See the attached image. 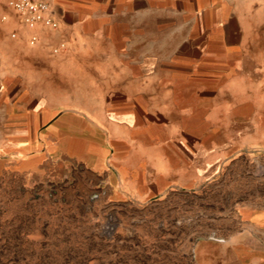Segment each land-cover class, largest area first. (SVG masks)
Instances as JSON below:
<instances>
[{
    "label": "rangeland",
    "instance_id": "1",
    "mask_svg": "<svg viewBox=\"0 0 264 264\" xmlns=\"http://www.w3.org/2000/svg\"><path fill=\"white\" fill-rule=\"evenodd\" d=\"M110 3L105 0L103 16ZM215 4L221 7L202 13L214 22L227 21L229 45L264 61V0H159L158 8L145 4L142 14L149 30L152 13L158 14L166 43L174 32L181 36L193 29L191 11ZM5 16L1 12L4 29ZM20 46L38 44H31V37L23 40L15 29L0 33V62L6 64L1 76L31 72L12 66ZM84 73L79 71L78 105L105 120L107 104L97 97L108 87L87 84ZM247 80L225 84L223 94L209 103L203 140L178 133L180 117H171L172 124L163 114L157 119L156 141L190 142L207 163L204 168L192 156L193 182L161 197L121 196L112 173L66 152L31 171L0 167V264H264V226L251 220V213L264 212V145H255L264 140V116L255 120L260 133L251 134ZM258 104L264 110V101Z\"/></svg>",
    "mask_w": 264,
    "mask_h": 264
},
{
    "label": "crops",
    "instance_id": "2",
    "mask_svg": "<svg viewBox=\"0 0 264 264\" xmlns=\"http://www.w3.org/2000/svg\"><path fill=\"white\" fill-rule=\"evenodd\" d=\"M5 1L0 14L9 19L0 33L15 29L23 40L37 35L39 42L18 47L19 60L12 63L31 72L0 74V167L31 171L51 155L66 152L112 173L121 196L161 197L185 181L193 182L192 156L199 163L205 158L190 142L156 141L157 119L163 114L172 124L171 117H180L178 133L198 134L203 140L212 112L209 103L236 78L244 83L251 79V134L260 133L255 120L264 116L258 104L264 101V61L252 54L245 57L240 45H229L224 18L214 22L202 13L221 4L191 11L193 29L181 36L174 32L162 43L158 14L151 15V30L142 14L145 4L158 8L159 0H111L105 16V0H53L57 30L23 27ZM63 42L67 50L53 54ZM5 65L0 62V70ZM80 70L90 80L87 84L108 87L97 97L107 104L105 120L78 105ZM261 144L264 140L255 145ZM251 220L264 226V212L251 213Z\"/></svg>",
    "mask_w": 264,
    "mask_h": 264
},
{
    "label": "built area",
    "instance_id": "3",
    "mask_svg": "<svg viewBox=\"0 0 264 264\" xmlns=\"http://www.w3.org/2000/svg\"><path fill=\"white\" fill-rule=\"evenodd\" d=\"M53 0H6L5 4L8 9H11L16 14L19 23L30 29L44 27L50 30H57L60 27L59 22L54 18L51 8ZM4 0H0V4ZM8 20V15L4 17ZM16 37V35H13ZM39 37L33 35L31 44H37ZM67 50L66 43H60L52 49L53 54L59 55Z\"/></svg>",
    "mask_w": 264,
    "mask_h": 264
}]
</instances>
